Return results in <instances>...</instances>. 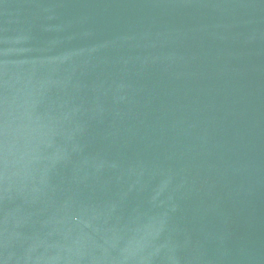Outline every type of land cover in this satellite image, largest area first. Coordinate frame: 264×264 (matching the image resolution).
Instances as JSON below:
<instances>
[{"label": "water", "instance_id": "water-1", "mask_svg": "<svg viewBox=\"0 0 264 264\" xmlns=\"http://www.w3.org/2000/svg\"><path fill=\"white\" fill-rule=\"evenodd\" d=\"M0 264H264V0H0Z\"/></svg>", "mask_w": 264, "mask_h": 264}]
</instances>
